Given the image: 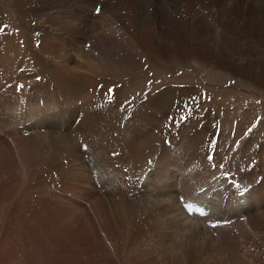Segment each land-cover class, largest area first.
Wrapping results in <instances>:
<instances>
[{
	"label": "rangeland",
	"instance_id": "rangeland-1",
	"mask_svg": "<svg viewBox=\"0 0 264 264\" xmlns=\"http://www.w3.org/2000/svg\"><path fill=\"white\" fill-rule=\"evenodd\" d=\"M182 1L174 10L172 7L173 13L179 9L183 15L188 6H182ZM201 1L210 2L209 6L202 9L191 4L181 29L176 30L167 18L154 22L156 26H136L129 3L125 5L129 15L124 9L129 25L124 26L104 3L0 0L5 14L0 20V87L5 82L6 90L17 93L9 99L10 106L0 102L4 125H0V135L10 145L0 144V264H264V227L248 229L247 234L234 228L192 233L177 228L165 234L162 211L153 204L143 205L165 197L160 191L162 183L149 187L157 193H144L142 183H138L144 168L131 173L133 159L143 153L144 125H133V119L137 101L144 96L176 89L182 96H198L197 106L203 111L218 110L225 116L224 112H230L240 124L251 115L255 116L253 121L264 119V9L254 10L250 5L248 10L234 7L228 11L219 4V8L213 6L211 0ZM84 18L99 23L96 31L92 26L97 38H88L81 31ZM100 34L112 40L100 43ZM138 36V41L134 40ZM65 40L69 42L66 46ZM42 45H48L47 49L42 50ZM63 65L89 76L85 89L68 86L80 80L63 73L67 70ZM54 80L57 87H53ZM38 82H47L50 89L44 90ZM41 107L53 116L64 115L66 125L58 119L48 129L38 124L36 132L66 131L75 139L63 145L56 135L40 136L30 139L31 148L21 155L11 135L17 129L22 132V125H13L11 120L15 111L33 116ZM121 131H126L127 138ZM197 131L202 135L204 128ZM25 135L19 139L32 138L34 133ZM165 140L174 147L175 140ZM209 144L214 153L216 141ZM98 155L102 170L93 167L96 161L90 158ZM111 163L117 170L116 183L111 185L115 187L116 208L109 204L107 209L102 207V197L88 198L90 191L85 192V188L87 177L92 174L97 182L96 172H107ZM148 164L149 172L154 161ZM263 164L264 158L260 167ZM188 181L185 183L190 184ZM96 186L101 190L100 183ZM214 224L207 228H216L218 224Z\"/></svg>",
	"mask_w": 264,
	"mask_h": 264
},
{
	"label": "bare ground",
	"instance_id": "bare-ground-1",
	"mask_svg": "<svg viewBox=\"0 0 264 264\" xmlns=\"http://www.w3.org/2000/svg\"><path fill=\"white\" fill-rule=\"evenodd\" d=\"M84 1L86 2L92 1V5H96V6L97 4L104 3L108 9H113L115 11V13L117 14L115 15V20L123 23L124 26L129 25L126 19L127 16H125V12H124L125 5L129 3L135 15L136 26L140 25L141 23L154 24V22L157 23L158 21H160V19L165 20L167 18L168 22L171 25H173L172 27H174V29L176 30L181 29V24L184 21V19L182 18H185L187 9L191 4L199 6L200 8L204 9L205 6H209L210 3V2L206 3L201 0H188L187 2H185L186 0H183L182 6L184 7L188 6V7L184 11H182L183 13L182 15L180 14L181 12L179 13L178 11L179 9H176L175 13L172 12V7L174 10L176 3H179L180 0L179 1L176 0V2L174 0H84ZM211 1L215 3L213 4V6L219 8L217 6V4H219L223 8L226 9L228 8V11H233L232 8L234 7H236V9L248 10L247 7L250 5H253L252 8L254 10L264 9V0H254V1L253 0H242V1L211 0ZM184 3L186 4L184 5ZM4 15L5 14L2 13L0 7V20ZM185 22L187 23L186 19ZM81 23H82L81 25H84V28L83 29L80 28V29L81 31L84 32V34L88 36V38L89 36L91 38L92 37L97 38V34L95 33V31L96 28L99 27V23L97 24L95 22L93 23L89 22L86 18H84ZM92 26L95 27V31H93ZM124 28L132 34L130 29H127L126 27ZM80 29L78 31H80ZM75 30L74 32L76 33V35L78 34L79 36V32ZM128 31L126 32L128 33ZM82 33L80 34L82 35ZM98 36L100 43L110 42V40H107L108 38L112 40V38L109 37V35L100 34ZM104 37L105 40H103ZM130 38H132V36H130ZM138 38L139 36L134 38V40L138 41ZM64 44L66 46L67 44H69V42L65 40ZM43 45L41 46V49L46 50L49 44L45 47H43ZM57 46L59 45L57 44ZM142 47L144 48V51L147 49V47L145 48L144 44ZM63 66H65L64 68H66V66L68 65H63ZM38 73L40 75H43V73L39 72V70ZM63 73L66 74L68 73L70 75V76L68 75L69 77H71V74H74V76L79 77L80 81H76L68 84V86L72 87V89L75 88L82 90L85 89L86 82L88 84L89 76L87 75L85 77V75L84 76L79 75V73H77L73 68H68L67 70H64ZM56 79H58V74H56L55 80ZM55 80L52 82V84H54L53 87H57ZM42 82H44V80ZM47 82L42 84L41 82L38 83L41 84V88L47 90L50 89V87L47 86L48 84ZM5 86L7 87L8 85L7 84L5 85V82H3V84L0 87V102H1V106H10L9 99L15 98L17 96V93H13L14 89L13 90L11 89V91L6 90ZM66 86L67 85H65L64 87ZM36 97L37 96L35 95L34 99ZM198 99L199 97L195 96L194 94H188L186 96H182L181 94L177 93L175 89V90L161 91L159 94H155V93L150 94L140 98L139 101H137L138 106L134 110L135 115L133 119V125H136L137 123L140 124L139 127L141 125H144L145 131L144 134L142 133L143 135L142 144L140 143L141 144L140 149L143 151V153L142 155H138L141 153H137L136 155L137 158L133 159V163L131 162L132 163L131 173L133 171L137 172L138 168L140 169L144 168L143 174L141 172L142 176H140V179L138 180L139 184L142 183L141 186L144 188V193L145 191H151V193H155V192L157 193V191L151 190L149 189V187L154 185L157 186V184L160 185L162 183L161 185L162 187L160 186L161 188L160 187L159 188L160 191L163 192L162 194H165V197L162 196L159 198L158 196L151 201L150 200L146 201L147 203L143 205L145 206L148 204H153L152 207L154 206L153 207L154 209L156 208L162 211L163 214L161 215V218L164 217V219H160V222L163 224L162 229L165 234L169 232L174 233L177 231V228L184 229V231H188L191 233L198 231H204V232L218 231V230L224 231L225 228L228 229V231L229 229L231 230V228H234L236 229V231L243 232V234L249 233L248 229H250L249 231H257L258 229L260 230L261 227H264V223H263L264 164L262 165V167H260L261 159L264 158V119L263 121H261V119L256 118V121L255 120L253 121L255 116L251 115L248 116V118L246 117L247 119L246 123L240 124L241 120L237 118L240 121L236 122L237 120L234 118V116H231L232 114L230 112L229 113L224 112L226 114L225 116L222 113H219L220 111L218 110H213L208 112L207 110L203 111L197 106L198 103H200ZM163 104H165V106H163ZM149 110L151 111L149 112ZM136 111H138V113ZM184 112L187 114V116L183 115ZM41 114H43V116H40ZM164 114H167L168 117L164 118L165 117ZM171 114L175 115V117L173 116L172 119H171ZM125 117L126 115L124 116V119ZM2 118H3V114H2V110L0 109V125L4 127ZM58 119H63L65 122L64 124L66 125V120L64 115H61L59 117L58 115L53 116L52 113H48L45 107H41L39 111H37V113L33 114V116L23 111H15L14 117L11 121L13 125L21 124L22 132H20L14 126V128H16L17 130H15L11 136L14 137L13 140L16 143L15 147L17 148L19 154L22 155L26 149L29 150L28 148H31L29 141H31L34 138L40 139V136L49 137V135H56L60 143H62L63 145L67 144V142L65 141L69 139L70 140L75 139V137H72L66 131L53 132L52 130L51 132L48 131L46 133L36 132L37 130L40 129L37 126L38 124H41L42 126L46 127L45 129H48V127L51 125L53 127ZM67 123L69 127V122L67 121ZM198 127L204 128V132H202V135L198 133L197 131ZM85 129L86 126L84 130ZM155 130H158L159 132L156 133ZM122 131L121 133L123 135V138H127L125 133L126 131L124 132ZM25 132H32L34 133V135L32 136V138L28 136L27 138L19 139L20 137L26 136ZM224 137L228 138V140L224 141ZM165 139L175 140L174 147L168 146L167 141ZM233 139H237V141H232ZM208 140L209 142L216 141V145L218 149L214 153L212 151V148L209 147L210 144ZM156 141L157 142L161 141L162 144L159 143L160 145H157L155 144ZM0 142H3L0 144H3L4 146H8V148H10L9 147L10 145L6 141V138H4V136L2 135H0ZM72 142L75 143V141ZM88 142L91 143V139L90 141L88 140ZM231 142L235 144L231 145L230 144ZM229 146L230 147L233 146L234 150L230 149ZM73 147L74 144H72L71 149H74ZM32 153L34 155L37 154L35 150H33ZM89 156H92V154ZM97 157L96 158L90 157L96 161V164H93V167L97 168L98 170H102L103 164H100V161H98L99 155ZM149 160L154 161V164L151 166V170L148 172L147 169L150 167V165L148 164ZM88 161L90 162L91 159H89ZM108 162L110 163V161ZM139 162H143L145 164H140ZM112 165H111L112 169L110 170L107 169V172H105L106 170L101 172V174H99L96 171L93 172V173L96 172L97 176L99 177L97 178V182L95 183L91 177L92 174L91 175L89 174L90 175L89 178L87 177V187L85 188V192L88 190L90 191V194H88V198L93 199V195H96L97 197H102L101 199L102 207L107 209L109 207L108 206L109 204L110 206H112V208L113 207L116 208V202L114 196L115 193L112 192V190H114L115 187H111V185L116 183L117 170L114 167V164ZM88 167H92V166H88ZM167 170L168 172H166ZM146 172H147V176L144 178L143 176H145L144 173ZM76 179H78V177ZM107 179H109V182H107ZM186 181H188L190 184H186L185 183ZM97 183L101 184V190L96 186ZM134 183L136 184L137 182L135 181ZM178 184H180L179 187H177ZM205 191L214 192L215 196H213L212 194H210V197L209 194L201 195ZM240 192L241 193L243 192V194L240 195ZM189 200L207 201L208 208L210 207L212 211L211 213L212 217L209 219V221L213 223V225H215L214 223H216V225L218 224L217 227L207 228L210 225L207 223L206 217H201L197 214H192V215L186 214V212L182 207V203ZM66 204L64 206H66ZM159 205H162V207H159ZM78 207L79 206H77V208ZM72 209H73L72 211H74V208ZM96 213L98 214V211H96ZM245 221L247 222L245 223ZM227 222L230 225H226ZM201 233L202 232H200V234Z\"/></svg>",
	"mask_w": 264,
	"mask_h": 264
},
{
	"label": "snow or ice",
	"instance_id": "snow-or-ice-1",
	"mask_svg": "<svg viewBox=\"0 0 264 264\" xmlns=\"http://www.w3.org/2000/svg\"><path fill=\"white\" fill-rule=\"evenodd\" d=\"M111 91V90H110Z\"/></svg>",
	"mask_w": 264,
	"mask_h": 264
}]
</instances>
